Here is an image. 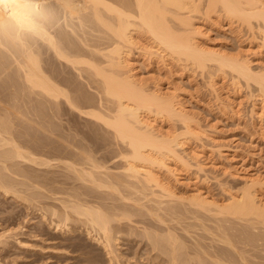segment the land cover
Wrapping results in <instances>:
<instances>
[{"label": "bare ground", "instance_id": "obj_1", "mask_svg": "<svg viewBox=\"0 0 264 264\" xmlns=\"http://www.w3.org/2000/svg\"><path fill=\"white\" fill-rule=\"evenodd\" d=\"M29 1L30 0H0V81L4 76H7L9 78L8 80H11L10 84L8 83L10 85L11 94L9 93L10 91H8V85L4 86L5 84L3 85V83L1 85L7 87L8 90L0 86L2 90L8 91V97H10V99H8L3 96L5 92L2 91L3 93H1L0 90V189L4 190L6 193L14 194L13 196H17L18 194L22 196L20 193L22 189L17 187L20 185L25 188L23 190L24 192L26 190H32L30 196L33 197L30 198H34L35 196L37 197L36 199H38V197L44 194L43 191L39 190L38 185L40 182L33 178L34 175L32 176L31 172L30 175L27 173L29 171L26 172L24 169L30 167V163H32V165H49L50 160L38 155L36 151H34L36 148L29 147V140H38L35 139L37 134L35 133L36 136L31 138L28 137L30 136L29 131H26L29 135H25L27 138L24 139L25 141L23 140L21 142L19 135L16 134L17 126L19 128L21 120L24 121V119H22L23 116V118L27 116V118L32 120L28 117V114L26 115V113H31L32 111H35V114H40V116L37 115L39 117H41V115L45 117L44 112L50 113L47 109L50 110V106H54L55 102L57 103L63 98L72 108L78 109L81 113L92 117L107 129L111 130L114 138L125 146L122 151H119L123 165V172L121 175H112L109 174V172H105L106 170L102 172L100 170L101 165H99V161L94 158L95 154L92 151V155L94 154V156H92L91 153L87 152L88 148L82 151L85 156L79 161L82 166L89 165V169L83 167L79 170L77 169L78 167H73L70 165L71 163L68 164L67 162V167L71 168L70 170L77 173L81 180L88 181L99 189L107 187L110 188L111 191H116L118 193L122 192V194V190H128V192L134 196L137 194V199L135 198L137 201H141V196L143 199L145 198L146 201L148 200L147 202L151 201L152 198L153 201L151 202L155 201L154 205L156 204V212L154 215L158 217V221L156 220L157 223L160 220L163 224L164 214L171 216V219H173L172 215L179 216L182 209L181 205L185 207L183 208L187 212L190 211V214L193 215L194 213V217H198L200 214L199 216L201 218V215L205 214L204 217L206 216V219L211 221L213 225L209 227L202 224L204 228L203 231L206 229V231L209 232L211 242L218 241L220 242L219 244L222 243L223 245V247L220 245L221 248L219 247L220 249H217L215 245L218 243H216L213 245L214 247L211 246V248L213 247L212 249H209L210 247L207 248L202 245L203 243L201 244V242H198V244H195V248L193 246V248H191L188 247V244L186 245L184 243L185 241L180 239V234L178 235L176 232H171L169 230L171 228L169 227H167V229L169 228L166 231L167 233L163 235H161L162 233L159 235L157 234L159 230L158 232L156 231L157 233L155 234L152 233V231L151 233L147 232L145 229V234L143 235L147 237V240L149 239L151 241L153 249L162 251L164 255L166 254L169 256L170 261L174 263L178 261H187L188 263L190 262V264H241L237 260L238 258L235 257L238 254L241 261L244 260L247 264L246 256L243 254H245L246 250L248 251L249 248L247 249L245 247V249L243 246L264 245V235H261L263 233H256V230L260 229V227L264 228V199L261 197V189H263L262 186L264 184L260 182L261 180L256 181L249 179L245 181L244 187H241L236 194L228 192V201L226 202L212 201L208 198L209 195L206 197L204 194L184 197L172 189L173 187L171 188L168 185L169 183L166 184L164 180L165 175H171L174 178L176 175V171L174 172L173 169H171V161H182L183 164L188 163L187 160L185 161L181 155L178 154V149H183V147H185L183 145L185 144L183 140L184 137L181 139L180 133L173 137H167L165 134L162 135V133L160 134L158 132L159 130L157 131L156 127L150 122L151 120H148L150 118H147V115L155 114L162 119L167 118L169 121L173 119L180 121L184 127L183 129H185V138L187 136L193 137L196 135V130L193 128L195 126H193V121L187 115L188 113L185 112L183 107L176 100L177 98L175 99L173 96L164 94L160 87H156L155 90L149 91L148 86L137 78L136 74L133 73L134 66L130 53L136 48L144 54H166L174 59L184 60L202 71H204L209 64H212L218 68V71H229L238 78L246 81L247 84H255L261 97H263L262 99H264V71H258V73H256V71L253 70L251 61L246 60V58L229 56L218 51L204 48L198 41L199 32L195 28L194 20L198 14L209 15V17L211 15L212 17V14H216V12L220 11L225 14L227 19H233L235 22L239 21L241 25L247 24L249 27H252L253 21H256L259 27L263 26L260 34L264 39V0H55L57 1V5L49 1L47 6H45L48 2L47 0H44L47 2L43 1L45 5H43L41 0H33V3H29ZM80 1H82V3H80ZM54 5L61 6L60 8L61 11L63 10V20L65 24H63L61 20L59 23L60 16L57 17V10V13H55L54 9H52V7L56 9ZM30 35H35L34 37L38 36V40H36V38L34 40L30 39ZM146 37L152 40V45L144 43ZM41 41H44L43 43H46L47 46L44 44L46 47H43ZM46 51L47 53L51 51L54 53L53 56H57V59H62L64 64L66 62L69 66H72L71 68L78 70V74H86L89 81L87 84L93 87L97 94H92V91L91 93L84 91L78 87L79 85H75L72 89L62 86L63 83L64 85L72 86L75 81L73 83L72 80L63 77V79H61V84L60 81H57L59 77L56 80V76H59V74H55L56 70L51 60L47 62V59H44L43 55ZM50 54L48 59L51 58L52 54ZM46 62L48 63L47 66ZM213 87L212 89H215ZM70 89L73 90L75 94L72 93ZM24 94L27 95L28 99H32V96L35 95H37V97L46 98H44V100L43 98H38L39 100L42 99L41 102L37 99V103H33L36 107L33 108V104H30L32 106V111H30V109L29 112L25 113L24 110L29 108L22 111L21 106H23V103L21 101H26V95L24 96ZM28 95L32 96L30 97ZM20 96H24L25 99L22 97V100H20ZM45 99L53 100L54 104H49L50 106L46 104V106H43L42 101L44 103V101H46ZM31 101L36 100H27L29 103H31ZM27 102H25V106ZM55 107L56 106H54V109L51 108V111H55ZM82 107H88L87 111L85 110L86 108L83 109ZM45 108L46 110L44 111ZM34 113L33 115H35ZM43 117H41V119H43ZM27 118H25V121L28 120ZM18 121L19 125L17 124ZM23 121L22 123L24 124L25 121ZM29 121H27V123ZM33 121L35 124V116L33 117ZM37 121L39 124L40 119ZM48 122L47 119V123ZM45 123L41 125L43 124V122H41L39 128L43 126L42 129H44L46 127ZM30 124L31 123L28 125ZM25 125L26 124H24V126ZM20 128L18 129L19 131ZM39 128H37V130ZM45 129H48V127ZM48 130L50 131V127ZM23 132L24 131L21 133ZM18 133L20 134V132ZM21 135L20 137L22 138L23 135ZM28 138L30 139L28 140ZM26 140L29 144H27ZM78 151H80V149ZM187 155L188 154H186V156ZM82 157L80 155V158ZM196 157L197 156H194L192 159L190 157L189 159L193 160ZM24 162H27L28 165L27 167L24 165L26 168L23 169L22 164H24ZM196 164L198 165V162H196ZM200 165H198L199 169L203 170ZM32 171L34 172V170ZM13 174L20 179L18 178L17 180L16 177L11 176ZM167 179H169V177H167ZM34 180L39 184L36 185ZM175 180L179 181L177 178ZM87 185H89V183ZM88 187H90V185ZM50 190L53 191L52 189ZM50 190L49 192L51 193ZM225 192L227 191L225 190ZM69 193L71 194V191ZM150 194L152 197L146 199ZM25 195H27V193ZM61 195L59 194V196ZM125 195V198L128 197L127 194ZM118 196L121 199V195L118 194ZM108 197L110 198V196ZM131 197H128V199L131 200ZM64 198L67 199L66 196ZM66 199L62 200L64 203L63 208H65L63 214L66 219H69L67 218L68 216L73 215L71 212L81 217L82 221L88 223V225H90L89 227L98 235H96L97 239H99L103 244L102 246L105 247L110 261L117 259V251L115 252V248H113V241H116L117 236L115 237V233L119 231H116L118 224L116 226L113 224V221L116 222L119 220L121 222V218H130L134 216V213L125 207L118 208L117 212H110L104 209L103 204V206H100V202L98 203L99 205H96L97 202H95L96 204H90L86 203L89 200L86 201L78 198L71 201L67 200L69 203L67 204ZM132 199L135 200L134 197ZM30 200L31 199H29V201ZM113 201L116 200L113 199ZM118 201L121 200L118 199ZM125 202L127 204V201ZM31 203L32 202H30V204ZM56 204L59 205L58 203ZM144 205H146V202ZM151 208L154 209V206ZM47 210H49V208ZM108 210H110V208ZM186 211H184V214ZM56 213L55 209L52 216ZM175 218L176 217H174V220ZM240 222L241 224L244 222L250 227L243 230L242 227L245 225H241L242 227L240 226V228L242 229H240L238 225H235H240ZM209 224L210 223H208V225ZM90 228L88 230H90ZM164 228H166V226ZM151 229H153V227ZM187 229L186 227L184 228V231L186 230V232H184L185 235L189 230ZM176 230L178 229L174 231ZM199 231L201 232V229ZM239 244L243 246L240 247ZM224 245L230 247L231 250L233 249V252L235 251L237 254L234 255L228 249H224L226 247H224ZM262 248L264 249V247ZM182 264H184V262Z\"/></svg>", "mask_w": 264, "mask_h": 264}, {"label": "rangeland", "instance_id": "obj_2", "mask_svg": "<svg viewBox=\"0 0 264 264\" xmlns=\"http://www.w3.org/2000/svg\"><path fill=\"white\" fill-rule=\"evenodd\" d=\"M41 1L43 5H45L44 2L48 1L45 6L48 5L49 1L53 4H56L57 2L55 0ZM31 2L33 3V0L29 1V3ZM80 3H82V1H80ZM56 5H54L56 9L53 7L52 9H54L55 13L58 12V14L56 15H58L57 17L60 16L59 23L61 20V22L65 24V21L63 20V10L61 11V6ZM219 12L220 11L216 12V14H212V17L211 15L209 17V15L206 16L204 14H198L195 17V28L199 32L198 41L200 42V44L208 50L218 51L229 56H239L240 58L242 57L244 59L246 58V60L251 61L253 70L256 71V73H258V71H264V39L260 34L261 28H263V26L260 25L261 27H259V24L256 21H253V28L249 27L247 24L245 25L242 23L243 25H241V22H235L233 21V19L229 20V18L227 19L223 12ZM34 36H31L30 39L34 40L36 38V40H38V36ZM43 42L41 41V43ZM144 43L152 45L153 42L149 37H146L144 39ZM44 44L46 45V43L42 44L43 47H46L47 45L44 46ZM50 52L51 51L47 53L46 51V55L44 54L43 57L44 59H47V62L48 60L49 62L51 60V63H53L56 70L55 74H59V76H56V80L59 77L60 80L58 79L57 81L61 82V79H63V77H67V79L72 80L73 83L75 81L72 86L64 85V83L62 84L61 82L62 86L66 88L70 87L72 89V87H74L75 85H79L78 87H80L82 90L89 93H91L92 91V94H97L94 88L87 84L89 81L86 74H78V70L71 68L72 66H69V64L65 61L64 64L62 59H57V56H53L54 53L52 52L51 55ZM49 54L51 55V58L48 59ZM130 56L134 66L133 73L136 74L137 78L140 81L144 82L148 86L149 91H153L156 89V87H160L161 91L164 94L173 96L175 97V99L177 98L176 100L183 107L185 112L188 113L187 115L193 121V126H195L192 127L194 128V130H196L197 137L195 135L193 137L187 136L188 138H185V129H183L184 127L182 126V123L180 121L174 119L169 121V119H162L155 114L147 115V118H150L148 120H151L150 122H152V124L156 127L157 131L159 130L158 132L160 134L162 133V135L165 134V136L167 137H173L174 135L180 133L179 135H181V139L184 137L183 140L185 144L183 145L185 147H183V149L185 150V152L183 149L179 148L178 154L181 155V157L185 161L187 160L188 163L185 162L186 164H183L182 161H171V169H173L174 172L176 171V175L175 178L171 175H165L166 179L167 177H169V179L167 180L164 178L166 184L169 183L168 185L171 188L173 187L172 189L177 191V193H179L181 196L185 197L191 195L194 196L196 194H204V196L206 197L209 195L208 198L216 202L228 201V192L236 194L241 187H244L245 181L249 179H253L256 181L261 180L260 182L264 184V99H262L263 97H261V94L259 90H257L255 84L250 83L249 85L246 81L238 78L235 74L229 71H218V68H216L212 64H209L206 69L202 71L196 66L188 64L184 60H178L177 58L174 59L166 54H144L142 51L136 48L132 50ZM47 62L46 66L48 64ZM4 77L0 81V86L3 83V85L5 84L4 86L8 85L9 87L11 80H8L9 78L7 76L5 77V79L7 80H5ZM1 87V93L5 92L7 94L6 95L5 93H3V96L10 99V97H8V91H10V87L8 88L9 90L7 89V87H3L8 91L2 90ZM212 87L215 89H212ZM71 92L74 93L73 90H71ZM9 93L11 94V91ZM25 95L26 94H24V96ZM24 96H20V100H22V97L23 99L26 98L25 102L32 99L36 100L31 101V103H26V106H28L29 104L30 107H26L25 102H23V100L21 101L23 103V106H21L22 111L26 108H29L24 110L25 113L29 112L32 106L33 108L36 107L34 104L35 102L37 103L38 98H43L40 96L37 97V95H31L33 98L28 99L27 95L25 96V98ZM47 99H45L46 101H44L45 104L42 101L43 106H46V104H54L53 100ZM41 100L38 99L39 102H41ZM30 104L33 105L31 106ZM54 106H56L55 111H51V108L54 109ZM54 106H50V110L47 109L48 111H50V113L44 112L45 117L41 115L43 119L39 117L40 114H35V111H32L31 109L30 111H32L35 115H33L32 112L26 113V115L28 114V117H30L32 120L27 118V116L25 118L28 119L27 121L30 120L32 122L29 121L27 123V121H25L26 119L23 118V116L22 119H24V121L26 122L25 123L23 120H21L20 127L23 129L19 127V131V128L17 126L16 134L19 135L21 142L27 138L25 137V135H29L26 133V131H29L30 136L28 137L31 138L33 136H36L37 134L38 137H35L36 140L38 139L37 141H35L34 138V141H31L29 140L30 138H28V140L30 141L29 147H34V149L36 148L35 150H33L36 151L38 155L43 158H47L50 161L49 165H32V163H30V167H27V162H24V164H22V168L24 169L27 167L24 170H26V172L29 171L27 172L29 174L31 172L32 176L34 175L33 178L40 182L39 184L34 180L36 185L39 184V190L44 192V194L42 192L44 196L42 195L38 197V199H36L37 197L35 196V199L30 198L33 197L30 196L32 194V190H26L24 192L23 190L25 188L20 185L17 187H20V189H22L20 193L23 197L19 194L17 196H13L14 194L12 195L11 193H6L4 192V190L0 189V264H173L174 262L170 261L169 256H167L166 254L165 256L162 251L153 249V247L151 246V241L149 239L147 240V237H144L143 235L145 234V229L147 232L151 233L152 231V233L155 234L159 230L157 234L159 235L162 233L161 235H163L164 233H167L166 231L169 228H171L169 230L171 232H176V234L178 235L180 234V239L182 241H185L184 243L186 245L188 244V247L191 248H195V244H198V242H201V244L203 243L202 245L206 246L207 248L210 247L209 249H212L214 247L213 245H215L216 243L218 244L215 245V248L217 247V249H220L221 246L223 247L222 243L219 244L220 242L218 241L211 242V236L209 232L206 231V229L203 231L204 228L202 224H205L209 227H212L211 225L213 224H211L212 222L208 221L206 219L207 217H204L205 214H202L201 212V218L199 216L200 214L198 215V217H194L193 212V215L190 214L191 212H187L184 209L185 207L181 205L182 209L181 213H179V216L172 215L173 219H171V216L164 214L163 224L162 222H160V220V223L158 222V224V217L154 215L156 212V204L154 205L155 201L151 202L153 201L152 198L151 201L147 202L148 200L146 201L145 198L143 199V197L141 196V201L138 200V202L136 200L137 194L134 196L133 194L129 193L128 190H122V194V192L118 193L116 191H111L110 188L107 187L99 189L95 185H92L90 182L81 180L78 177L77 173L70 170L71 168L67 167V162L68 164L71 163L70 165H72L73 167H78L77 169L79 170L83 167L89 169V165L82 166L81 162L79 161L82 160L85 156L83 155L82 151L87 150L88 148L87 152L91 153L92 155L93 151V153L95 154V156L94 154L92 156H94V158L99 161V165H101L100 170L102 172L106 170L105 172H109V174L121 175L123 172V165L122 159L120 158L121 154L119 153V151H122L125 146L114 138L113 132L111 130L107 129L92 117L81 113L78 109L72 108V106H70L65 101V99L62 98L59 102H55ZM46 108L44 109V111L46 110ZM82 108L84 109L86 107ZM87 109L88 107L85 110L87 111ZM252 109L254 110V112ZM34 116L36 119V123L38 122V119H40L39 124L43 122V124L41 125H44L46 121L45 126L48 127V129L50 127V131L48 129H45V126L44 129H42L43 126L39 128L38 123H35V125V120L33 121ZM46 118L49 122L51 120V122L47 123ZM22 121L24 122V124H26L25 126ZM52 121L54 122V124ZM18 123L19 121L17 122V124ZM29 123L31 124L28 125ZM34 125L36 126V128ZM37 128L39 129L37 130ZM22 131H24L25 133H21ZM18 132H20V134ZM20 135L22 136V138L20 137ZM31 142L34 143L32 144ZM27 144H29L28 141ZM83 146L86 148H84ZM79 149L80 151H78ZM186 154L188 155L186 156ZM80 155L81 157H83L80 158ZM192 155L193 157H197L191 160L193 158ZM99 157L101 158V160ZM190 157L191 159H189ZM102 160L105 162H103ZM196 162H198V165L201 164L200 166L203 168V170L199 169ZM32 170H34V172ZM161 173L164 174L163 172ZM14 175L15 174L11 176ZM16 178L18 180L19 177L17 176ZM176 178L179 179V181L175 180ZM88 183L90 187H88ZM262 188L263 189H261V197L262 199H264V185L262 186ZM50 189H52L53 191H51ZM49 190L51 191V193L49 192ZM225 190L227 192H225ZM68 191H71V194ZM26 193L27 195H25ZM59 194H62V197L59 196ZM118 194L121 195V199ZM125 194H127L129 198L133 196L134 199L136 198V201L132 199L133 197H131V200L128 199V197H126V199ZM65 196L67 197V199L64 198ZM108 196H110V198ZM149 197H152L151 194L146 199H149ZM75 198L86 201L89 200L86 203L90 204H96L95 202H97L96 205H99L98 203L100 202V206L103 204L104 209L110 212H117L118 208L125 207L126 209L128 208L129 211L134 213V216H131L130 218H121V222L119 220V222L116 221L117 223L113 221V224H115L116 226L118 224V230L116 228L115 229L116 231H119H115V237L117 236V239L116 241H113V248H115V252L117 251V259L110 261L109 255L107 254V251H105V247L102 246L103 244L99 241V239H97L98 235L94 230H92V228L89 227L90 225H88V223L82 221L81 217H78L71 212V214L73 215L70 214L71 216L67 217L69 219H66L65 215L63 214L65 212V208H63L64 203L62 202V200L66 199V201H71L73 199L76 200ZM29 199L31 200L29 201ZM40 199L41 202L43 201V204L40 202ZM113 199L116 201H113ZM118 199L121 201H118ZM68 201L67 204H69ZM125 201H127V204ZM30 202L32 203L30 204ZM145 202L146 205H144ZM56 203H58L59 205H57ZM138 206H140L141 208ZM153 206L154 209L151 208ZM56 207L59 208L57 209ZM48 208L49 210H47ZM52 208H55L57 212L53 216L52 214L55 209L53 210ZM109 208L110 210H108ZM139 209L142 211H140ZM184 211H186L187 213L185 212L184 214ZM43 213L46 215V217ZM48 213H50L51 216ZM180 214L182 217L180 216ZM174 217H176L175 220ZM207 221L208 223H210L209 225ZM243 223L244 222H242L241 224L240 222V225H235H238L239 228L241 225H245V228L241 226L243 230L250 227L247 226L248 224ZM165 226L166 228H164ZM152 227L153 229H151ZM167 227L169 228L167 229ZM185 227L189 229H187L188 232L186 233V235L184 233L186 232V230L184 231ZM89 228L90 230H88ZM172 228L178 230L174 231L175 229ZM261 228L262 227H260V229ZM200 229L201 232L199 231ZM260 229H257L256 233L260 232L259 234L263 233L261 235H264V228H262L261 231ZM189 233L192 235H190ZM259 245L243 246L239 244L240 247L243 246L244 248H249L248 251L246 250L245 254H243L244 256H246L247 264H264V249L262 248L264 247V245ZM211 246L213 247L211 248ZM224 247V249H228L234 255L237 254L235 251L233 252V249L231 250V248L227 245H224ZM235 257L238 258L237 260L241 264H246L244 260L241 261L238 254ZM180 262L181 264L183 262L184 264H190V262L188 263L187 261H178L177 263H175L180 264Z\"/></svg>", "mask_w": 264, "mask_h": 264}]
</instances>
